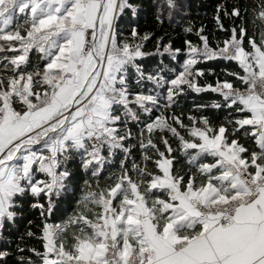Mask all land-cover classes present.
<instances>
[{
    "label": "trees",
    "instance_id": "trees-1",
    "mask_svg": "<svg viewBox=\"0 0 264 264\" xmlns=\"http://www.w3.org/2000/svg\"><path fill=\"white\" fill-rule=\"evenodd\" d=\"M234 38L241 40L247 52L254 46L263 47L264 0H125L114 24V46L136 47L141 56L123 74L121 88L128 105L116 103L112 108L113 116L118 117L115 134L120 144L105 147L97 161L89 154L88 144L77 147L68 143L56 158L57 173L65 174V178L53 205L46 192L35 194L25 188L13 195L10 216L3 219L0 228V264H45L48 226L58 227L57 244L75 256L84 240L94 238L104 199L118 186L123 189L113 206L118 210L125 198H132L134 186L153 213L158 233H162L172 213L164 211L163 204H176L169 189L153 187L163 176V159H170L171 177L180 192L213 185L230 193L219 178L223 173L217 165L219 157L198 149L201 140L197 130L210 138L223 133L227 145L236 144L250 175L264 168V149L258 145L255 128L243 123L251 113L216 91L221 84L247 89L246 73L238 62L201 56L192 70L193 83L173 84L189 51L207 48L218 52ZM10 45L13 43L0 41L2 82L44 72L48 62L36 50L29 52L23 65L14 68L10 61L19 52H10ZM37 87L41 91L47 88ZM135 97L151 102L136 104ZM12 107L20 115L27 111L17 99ZM36 176L45 178L40 173ZM202 230L200 224L179 226L177 233L193 239Z\"/></svg>",
    "mask_w": 264,
    "mask_h": 264
},
{
    "label": "crops",
    "instance_id": "crops-1",
    "mask_svg": "<svg viewBox=\"0 0 264 264\" xmlns=\"http://www.w3.org/2000/svg\"><path fill=\"white\" fill-rule=\"evenodd\" d=\"M41 1L39 4H45V6L40 9L49 10L50 5H54L52 1H60V7H63L62 0ZM96 5L97 1H90L82 6L84 8L75 5L68 6L72 10L69 14L72 18V24L69 23L66 37H64L66 46L63 48L56 47L57 49L54 50V57L49 65L52 67L50 68L52 73L60 74L62 75L61 78H63L77 72L76 68L79 64V59L75 47L83 39L84 32L82 29H89L92 25L97 8ZM78 18L81 20L79 21ZM77 28H79L78 33L75 32ZM71 46H74V48ZM47 62L49 63L48 60ZM118 63L111 64L109 69L108 80L106 81L109 86L115 80V69L119 67ZM73 87L68 86L64 89L58 103H51L47 107H43L42 110H35L34 113L27 111L21 117L10 116L1 120L0 228L2 218L9 212L11 197L24 189L22 180L24 176L19 178L16 175L18 165H20L18 160L20 159L19 161H21V158H24V160L28 161L30 156L35 154L37 158L41 157L42 154L39 153V148L42 146L36 148V144L44 142L45 138H42L44 134L54 132V134L56 133L55 139L58 140L59 122L64 119L61 122L62 126L68 125L73 120V116H77V114L67 115V109L71 107L72 101L70 100L76 98V94L75 96L73 95ZM110 104L108 95L101 92L92 100V104L83 108L88 113H84V115L88 117L89 122L94 118H98L96 119V124L105 125L104 123H109ZM248 111L251 113V118L249 119L256 121L250 124L259 126V129L254 132L257 134L258 145L264 149V105L261 107L255 101H251ZM73 129L71 126L69 130L72 134H74ZM70 136L72 135H67L66 139L71 138ZM220 136L224 143L223 133ZM54 144L46 145L47 154L50 153L52 155L47 157V159L43 157L42 160L44 159L45 165L37 167L49 174L53 172V177H55V171L53 169L50 170V168L53 167L57 172V160L55 158L58 154L55 151L57 146ZM32 146L33 148L30 149ZM29 152L32 154L30 155ZM240 152L241 149L236 144L223 145L216 152L219 157L217 165L221 166L222 169H226V171L223 170L219 178L220 180L222 179V183L227 185L226 189L230 191L227 194L213 185H209L199 191L189 187L186 192H180L179 184L175 183L171 177V161L170 159H164L167 161V167L165 170L163 169V172H166L167 175V182L162 183L164 179L162 176L154 181V187L169 189L171 201L176 202V204H168L167 210L172 213L170 222L162 233H158L153 219L149 218L148 214L143 212L135 203L130 202V206L133 205L134 209L130 210L131 213L128 214L125 221L129 223L132 229L125 230L120 228L119 230H114L116 236L119 234L121 236L120 242L123 245H121L120 249L113 243L108 242L109 239L104 229H97L95 242L87 241L82 243L75 256L67 253L63 246L59 244L53 247L46 245V260H49L51 264H130L129 259L135 257L133 251L134 249L137 250V244H131V241H133L131 234L138 233L137 238L139 240L137 243L140 244L138 247H142V251H139L141 253L138 259L139 261L141 260L139 264H264V168L259 167L256 174L251 175V177H249V174L243 176L241 172L245 170L246 163L241 160ZM27 165V163L22 164L23 167ZM35 170L33 169V172H31L32 180H41L36 178ZM39 171L37 173H41L46 177L44 173ZM132 187L136 190L134 186ZM122 189L123 187L121 186L115 188L110 193V199L118 197ZM134 194L137 195V192H134ZM140 198L143 201L141 196ZM124 200L129 201L126 198ZM229 200L237 204L233 226L229 230L222 231L211 224L209 218H203L199 205L206 203L211 205ZM117 214L118 211H116ZM104 221L106 222L104 225H110L109 222L111 220L106 218ZM115 221L118 222L119 217ZM197 224H200L203 228L199 236L193 239H186L178 235L177 228L179 226L193 227ZM55 238L57 239V234Z\"/></svg>",
    "mask_w": 264,
    "mask_h": 264
},
{
    "label": "rangeland",
    "instance_id": "rangeland-1",
    "mask_svg": "<svg viewBox=\"0 0 264 264\" xmlns=\"http://www.w3.org/2000/svg\"><path fill=\"white\" fill-rule=\"evenodd\" d=\"M84 1L85 2L80 5L79 3L73 4L62 0L63 7H60V1H52L54 5L51 4L52 6L50 5V9L46 10L44 8L40 9L41 7L45 6V4H39L42 2L41 0H0V7L2 5L5 7L3 13L2 11H0V41L2 40L6 43H13V45H10L9 51L19 52V56L14 57L10 61L14 68L17 69L20 65H23L26 62L29 52H31L32 50H36L42 55L44 59L49 61L44 72L40 76H21L16 79L8 80L7 82L3 81L4 83L0 78V123L1 120L5 119V117H21V115L17 113L12 107V101L14 99H17L18 102L24 104L26 107L28 105L27 111L34 113L35 110H42L43 107L45 108L51 103H58L62 92L68 86H74L73 95L75 96L76 94V98H74L75 100H70L72 102L70 109H67V115L77 114V116H73V120H71L69 123L66 122L68 123V125L66 124L62 126L61 122L64 119L59 122L58 127L60 129L57 133L58 140L55 139L56 133H46L42 137L45 138L43 140L44 144H36V148L42 146L39 148V153L42 154L41 157L37 158L36 154L32 156V153L29 152L31 156L28 161L24 160V158H21L23 161H19L20 159L18 160V163H20V165H18L19 167L16 171V175L19 178L20 176H24L22 179L24 183L23 188H29L31 192L36 194L40 192H46L47 196L50 198V202L52 201V198L55 199V196L58 194L59 189L62 187L65 174H58L52 167V165V168H50V170L53 169L55 171V177H53V172L49 174L43 169L37 168L43 167L45 165V161H43L44 159L42 160L43 157L47 159V157H50L52 155L50 153L47 154L48 149L46 145L55 143L56 145H54L57 146L55 151L58 153H56L58 156L60 153L64 152V150L67 149L68 143H72L77 147H83L88 144L90 152L89 154L92 156L93 160L97 161L101 160L102 154L97 155L93 152L91 143L94 138H99L101 141H104V148H113L115 146H118L120 144V139H118L115 134L117 130L115 125L118 121V117L113 116L112 108L116 103L123 104L124 106L128 105L127 94L121 88V85L124 83L123 74L125 72V68L129 65L134 64V59L141 56L140 50L136 47H125L123 49H118L116 46H114V24L121 6L124 4L125 0ZM90 1H97V8L91 27L89 29H82V31L84 32L83 39L81 40L80 44L78 42V44L76 45L77 47H75L76 54L79 59V64L76 68L77 72L72 75H67L66 77H63V79L61 78L62 75L52 73L50 71V68L52 67H50L49 65L53 60L54 50L57 49L56 47L63 48L64 46H66L64 37H66L68 31L67 27L69 23L72 24V18L69 15L72 10L70 9V7L68 8V6L75 5L77 7H82L86 4V2ZM102 6H104L103 11ZM100 14H102V16H100ZM99 17L100 21L98 20ZM78 20L80 21L81 19L78 18ZM24 31L26 32L25 36L21 35ZM94 31H97L96 36L94 34ZM75 32L78 33L79 28H77ZM87 38H90L89 42L93 41V39L96 40V44L94 46L95 56L89 55V57L84 58L85 53H88L84 51ZM62 41L64 44L62 43ZM71 47L74 48V46ZM2 50L3 48L0 46V52H3ZM188 54L189 58L185 62L182 72L179 74L173 84L179 86L182 84L193 83L191 82L192 78L194 77L192 70L194 65L198 61V58H201V56L229 58L238 62L240 66H242V68L245 70L246 75L244 77V80L246 83H248V87L245 90H237L232 88V86L229 84H221L216 88V91L223 94L224 97L242 104L247 111L251 101H255L259 104V106L261 105V107L262 105H264V45L262 48L254 46L251 52H247L243 48L241 40H237L234 38L230 42L226 43L225 47L220 49L218 52L203 48L202 50L192 49L188 52ZM116 62H119V67H116L114 75L115 80L112 85L109 86V84L106 83V81L108 80L109 69L111 68V64H114ZM1 74L2 73L0 72V76ZM2 83L7 84L8 87L5 88ZM38 85L46 86L47 88L44 91H41L38 90ZM35 88H37V90H35ZM101 92H104L106 95H108L111 103L108 117L109 123H104L105 125H97L96 119L98 118H94L91 121L92 123L89 122L88 117L84 115V113H87V111L85 109L83 110L84 107L92 104V100L96 98L97 95ZM148 102H151V99L143 97L134 98V103L136 104L143 105L144 103ZM129 112L131 114L133 111L130 110ZM252 122L256 121L253 119H247L243 123L250 124ZM71 126L74 128V134L69 131ZM252 126L255 128V130L259 129V126ZM195 133L201 140V144L198 146V149L203 152L205 151L210 154L216 155V152L221 147H223V145H227L225 142H222V138L220 135H218L216 138H210L204 131L197 130L195 131ZM67 135L72 136H70L71 138L67 140ZM32 148L33 146L30 149ZM163 160L160 164L162 171L167 167V161ZM23 163H27L28 165L23 167ZM33 169H36L37 171L40 170L39 172L44 173L46 177L37 181L32 180L33 178L31 176V172H33ZM36 170L35 175H37ZM222 170L226 171V169ZM241 173L242 175L243 173L245 174L243 176H247L249 174L247 166ZM163 177L164 179L162 180V183H166V172H163ZM249 177H251V175ZM131 189L132 198H130L129 201H123L121 203L122 207L119 206L121 207L120 209L117 207L118 210L113 206L114 199L111 200L110 195L105 197L104 212L101 222L94 227V239H86L83 243L87 241L95 242V238L97 239V229H104L109 239L108 242L113 243V245L120 249L121 245H123L121 244L122 242H120L121 236H119V233V235L116 236L114 230L116 231L120 228L125 230L132 229L129 223L125 221L128 214L131 213L130 210L134 209L133 205L130 206V202L135 203L138 207L141 208L143 212L148 214L149 218L153 219L154 215L150 210H148L144 203V200L141 201V195H139L138 193L137 195H135L134 192L136 193L137 191L134 190L133 187ZM231 202L234 201L229 200L227 202H219L211 205H208V203H206L203 205H205L206 208L209 207L211 209H214L218 208V205L231 204ZM168 207V204H163L164 211L167 210ZM116 211H119L117 215ZM202 215L204 216V219L209 218L211 224L215 225L222 231L229 230L231 226H233L232 224L234 219H232L229 224L225 223L226 225H222L219 224L217 217L213 216L215 214L209 213V215ZM8 216H10L9 212L2 218V221L5 217ZM120 216L123 218H121ZM118 217L119 221L117 222L115 221V219H118ZM106 218L108 220H111L109 222L110 225H104V223H106L104 219ZM57 230L58 227L54 226H48L46 228L45 241L47 246L53 247L57 244V239L55 238ZM137 235L138 233L131 234V238L133 240L131 241V244H137V250L134 249L133 254L136 258L137 253L136 264H139L141 260L139 261L138 259L139 254H141L140 252L142 251V247H138L140 244L137 243L139 240L137 238ZM45 264H51V262L49 260H45Z\"/></svg>",
    "mask_w": 264,
    "mask_h": 264
},
{
    "label": "built area",
    "instance_id": "built-area-1",
    "mask_svg": "<svg viewBox=\"0 0 264 264\" xmlns=\"http://www.w3.org/2000/svg\"><path fill=\"white\" fill-rule=\"evenodd\" d=\"M65 1L69 2V3H73V4L79 3L80 5L83 4V2H85L84 0H65ZM86 1H88V0H86ZM4 9H5V7L2 5L0 7V11H2V13H3ZM103 10H104V6H102V11ZM100 16H102V14H100ZM98 20L100 21V17L98 18ZM101 20H102V17H101ZM89 39L90 38H87V40H86L84 51L88 52V53H85L84 58L89 57V55L95 56L94 55V53H95V47L94 46L96 44V40L93 39V41L90 40L91 42H89ZM91 147H92V150L95 154H97V155L102 154L103 150H104V141H101L99 138H94L92 140ZM243 175H245V174L243 173ZM53 202H54V198H52V201L50 202L51 205H53ZM199 209L202 212V214H205V215H209V213L215 214L213 216L217 217L219 224L226 225L225 223L229 224L233 219V215H234V212L236 209V204L234 202H231V204L218 205V208H214V209H211L209 207L206 208L205 205L200 204ZM130 264H136V258L135 257H132L130 259Z\"/></svg>",
    "mask_w": 264,
    "mask_h": 264
},
{
    "label": "bare ground",
    "instance_id": "bare-ground-1",
    "mask_svg": "<svg viewBox=\"0 0 264 264\" xmlns=\"http://www.w3.org/2000/svg\"><path fill=\"white\" fill-rule=\"evenodd\" d=\"M96 33H97V31L96 32L94 31L95 36H96Z\"/></svg>",
    "mask_w": 264,
    "mask_h": 264
}]
</instances>
